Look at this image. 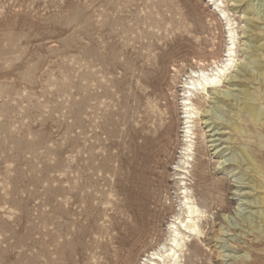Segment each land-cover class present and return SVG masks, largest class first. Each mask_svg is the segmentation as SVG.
I'll list each match as a JSON object with an SVG mask.
<instances>
[{
	"label": "rangeland",
	"instance_id": "rangeland-1",
	"mask_svg": "<svg viewBox=\"0 0 264 264\" xmlns=\"http://www.w3.org/2000/svg\"><path fill=\"white\" fill-rule=\"evenodd\" d=\"M222 1L235 19L239 64L250 67L253 16L244 12L252 4L264 29V0ZM226 32L209 0H0V264H109L139 203V151L168 128L160 195L165 207L176 206L172 178L184 148L180 83L199 68L198 58L222 59ZM194 37L213 38L212 49L197 47ZM233 88L229 82L223 89ZM221 112L214 111L225 120ZM243 125L247 138L229 146L244 143L264 166L263 138ZM213 148L207 156L196 152L187 182L196 203L207 206V239L195 242L203 254L184 249L182 263L211 257L219 264V251L230 256L226 264H264L263 238L252 229L258 209L249 207L256 193L240 184L236 165L216 169ZM200 159L210 161L207 185L222 182L223 209L201 196ZM170 216L164 212L152 236L110 264L141 263L165 242ZM220 228L225 236L217 244L211 240Z\"/></svg>",
	"mask_w": 264,
	"mask_h": 264
},
{
	"label": "bare ground",
	"instance_id": "bare-ground-1",
	"mask_svg": "<svg viewBox=\"0 0 264 264\" xmlns=\"http://www.w3.org/2000/svg\"><path fill=\"white\" fill-rule=\"evenodd\" d=\"M231 1H236L237 4H240L243 0ZM209 2L219 9L226 21L228 44L221 60L211 54L210 62L205 64L204 59L198 58L195 64L199 68L197 70L191 69L189 73H186L184 81L180 83L184 148L172 178L176 187V206H173L170 201L168 207H165L163 199H166V196L163 198L160 195L164 175L159 169L163 166L161 157L164 155L168 144L167 139L164 138V135L168 134V128V130L158 131L155 137L145 140L139 151L141 162L138 166L139 176L137 179V185L141 191L138 196L139 203L135 205L134 210L131 207L133 210L131 213L132 221L126 226L124 233L121 235L117 243L118 247L110 251V253L113 252L112 255L109 254L110 258H106L109 260V264L118 262L120 258L122 259L123 256L130 253L131 248L135 244L152 236L156 232L161 215L167 211L170 212L171 216L166 230L167 238L165 242L157 244L158 248L153 251L146 252L140 259L141 263L139 264H183L182 259L185 258V251H189V255L193 257L203 254L195 242L204 236V229L209 224L207 206L204 203H201V205L196 203L192 189L187 185V182L193 178L190 168L193 167L191 163L195 160L196 152L201 153V156H207L209 153L208 148L213 146L214 148L211 151L216 149V156L219 158L215 166L216 169L222 170L236 165L239 173H241V179L237 178V180H240L241 185L247 184L248 186L245 188L255 191L256 196H253L254 200L249 202L252 204L249 207L254 205L255 207L252 208L258 209L254 214L257 216L256 219L259 220V222L257 221L259 225L252 223V229L257 231L263 238L262 242H264V166L259 164L257 156H254L255 154L253 155L244 143L236 150L234 147L229 146L232 141L236 143L237 140L242 141L247 138L245 137L246 132L243 122H248L252 125V128H256V137H262L263 140H260V144L261 146L264 144V60L261 61L264 58V29L257 23L263 19L262 16H258L257 12H255L252 4H249L251 8L246 6L245 15L253 16L248 19L250 27L248 33H251V36L254 35L255 39L253 44L249 45V43L246 45V50L251 53L250 55L253 56L254 61L250 67L244 66L239 64L240 57L237 52L238 32L236 31L237 27L234 26L236 24L234 22L235 19L231 20L230 16L227 15L228 10L224 8L225 4L222 0H209ZM193 40L194 45L197 47L211 49L213 47L211 44L213 38L209 40L205 37L199 40L198 37H194ZM249 42L252 41L249 39ZM239 67L241 72L237 73ZM229 82L235 88L232 90L223 89L224 84ZM252 85L255 87L254 91H251ZM234 92L237 93L235 94ZM211 100H215L213 105ZM216 109H220L221 113L223 111L226 113L224 115L226 117L225 120L215 115L214 111ZM212 125L213 128L211 129ZM259 127H262L260 132ZM250 131H248L249 134ZM170 135L168 134V136ZM218 142L220 143L216 144ZM208 143H211L209 147L206 146ZM197 145L198 149L196 148ZM224 145L227 146L224 147ZM257 145L259 146V144ZM229 150L230 152L226 155L225 152ZM208 162L210 161L206 159H200L198 162V167L201 173L203 172L200 174V181L203 183L201 196L206 198L207 195L206 199L210 204L214 203L220 209H223L220 206V203H222L220 198L222 182L215 181L207 185L208 177L204 174V168ZM245 176H248L251 180L243 179ZM244 180L247 182H244ZM250 183L251 186H249ZM244 196L248 197L247 192ZM247 219L249 217L243 218L244 221ZM219 232V234L214 235L212 240H209L218 244L221 237L225 236L223 235V229L220 228ZM206 236L203 237L204 242L207 239ZM205 246L208 247L207 245ZM184 249L186 250L184 251ZM216 254V260L219 261V264H226L230 259H225L230 256L223 255L219 251ZM210 258H207V263L202 262L201 264H211ZM259 258L260 260L263 259L261 255Z\"/></svg>",
	"mask_w": 264,
	"mask_h": 264
}]
</instances>
